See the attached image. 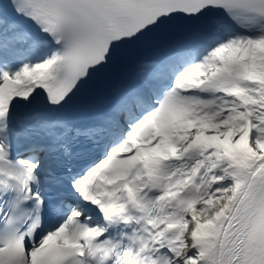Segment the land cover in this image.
Masks as SVG:
<instances>
[{
    "label": "snow or ice",
    "instance_id": "snow-or-ice-1",
    "mask_svg": "<svg viewBox=\"0 0 264 264\" xmlns=\"http://www.w3.org/2000/svg\"><path fill=\"white\" fill-rule=\"evenodd\" d=\"M0 264H264V0H0Z\"/></svg>",
    "mask_w": 264,
    "mask_h": 264
}]
</instances>
